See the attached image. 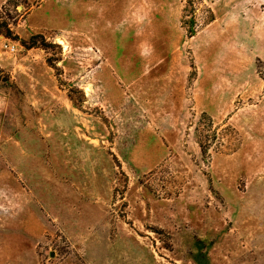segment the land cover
Instances as JSON below:
<instances>
[{"label":"rangeland","instance_id":"1","mask_svg":"<svg viewBox=\"0 0 264 264\" xmlns=\"http://www.w3.org/2000/svg\"><path fill=\"white\" fill-rule=\"evenodd\" d=\"M0 264H264V0H0Z\"/></svg>","mask_w":264,"mask_h":264},{"label":"built area","instance_id":"2","mask_svg":"<svg viewBox=\"0 0 264 264\" xmlns=\"http://www.w3.org/2000/svg\"><path fill=\"white\" fill-rule=\"evenodd\" d=\"M10 51H14V49L13 48H8Z\"/></svg>","mask_w":264,"mask_h":264}]
</instances>
